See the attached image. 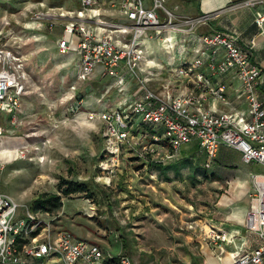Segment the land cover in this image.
<instances>
[{
	"label": "rangeland",
	"instance_id": "374dc122",
	"mask_svg": "<svg viewBox=\"0 0 264 264\" xmlns=\"http://www.w3.org/2000/svg\"><path fill=\"white\" fill-rule=\"evenodd\" d=\"M50 3L61 4V11L80 7L79 3L76 8L55 0ZM38 10L42 9L35 0H0V32H11L9 45L24 55L28 74L18 122L11 124L6 119V131L0 136V158L6 163L0 174V189L20 204L16 218L25 216L28 210L37 213L47 222L40 225L41 232L49 230L53 236L69 230L85 238L91 232L105 243L108 253L117 254L126 244L128 250L122 254H129L135 264H206L205 253L214 247L203 239L204 229L210 232V228H202L197 221L210 213L215 197L211 181L205 179H216L212 165L205 166L206 154L184 152L185 156L178 159H162L167 149L163 140L155 155L142 145L136 152L137 147L124 149L112 175L103 172L99 165L105 144L103 123L90 119L88 113L122 104L130 96L141 94L144 86L133 79L120 90L116 80L103 73H93L84 82L79 80L75 51L64 53L58 47L69 17H59L50 29V19L39 22L35 17ZM46 10L59 12L55 8ZM172 31L143 38V72L149 78L146 86L164 96L182 92L183 81L189 80L178 78L174 69L195 56L193 50L186 53L190 44L185 33L177 32L175 39L165 38V33ZM73 84L75 90L71 88ZM79 93L84 96V103L74 112V97ZM134 117L136 128L142 116ZM151 141L148 136L145 146H150ZM226 147H219L215 163L216 159L230 158L237 160L239 166H249ZM21 150L26 157H20ZM252 163L256 164L254 171H264L261 164ZM61 177L86 183L88 190L93 191L92 197L85 193L64 196L65 213H60L62 209L55 213L35 212L33 199L41 191L58 192ZM157 180L165 183L156 184ZM152 184L162 189L165 197L169 195L167 204L151 198ZM156 205L159 208L152 210ZM128 229L131 233L117 241L116 233L123 235ZM45 262L63 264L57 255Z\"/></svg>",
	"mask_w": 264,
	"mask_h": 264
},
{
	"label": "built area",
	"instance_id": "2783aa9c",
	"mask_svg": "<svg viewBox=\"0 0 264 264\" xmlns=\"http://www.w3.org/2000/svg\"><path fill=\"white\" fill-rule=\"evenodd\" d=\"M8 2V0H3ZM80 7L68 11L50 12L38 10L35 17L41 22L50 19L48 26L55 27L59 17H69L58 47L78 55V79L86 80L100 67L103 74L116 80L120 90L136 80L144 86L141 94L130 96L119 105L91 110L88 117L103 123L105 144L99 165L103 172L112 175L120 164L124 149L139 151V147L155 155L164 140L167 149L162 159L177 157L184 144L197 141L207 154L206 166H210L218 148L226 144L241 151L245 162H256L264 167V71L252 60L255 41L242 45L238 35L224 30H213L200 36L201 47L190 62L174 69L178 78H187L194 89L168 94L148 88V77L142 65L145 59L143 38L159 37L172 29L185 34L194 33L206 16L189 17L175 14L166 0H153L147 7L144 0H120V11L129 22L110 21L98 17L88 19L97 0H79ZM247 5L255 4L246 0ZM54 19V20H53ZM256 21L262 28L264 13L257 11ZM9 34L0 32V136L6 131L5 120L16 124L27 86V70L24 55L9 45ZM232 73L240 84L237 97L248 104L247 111H218L205 107L203 101L212 96L219 101H229L227 84L214 81L212 76ZM75 90L76 85L71 86ZM73 111L80 109L84 96L76 95ZM134 115H141L142 122L133 128ZM152 141L146 147L144 142ZM141 149V148H140ZM21 150L20 157H26ZM142 155V152L139 153ZM6 166L0 158V174ZM254 190L250 195V209L245 227L256 233L257 245L252 249H239L227 264H261L264 261V171L252 173ZM111 179L107 182L109 183ZM20 204L0 189V264H26L24 256L43 258L45 261L59 256L63 264H106L103 248L88 239L77 237L69 230L56 235L50 231L33 235L40 225L47 224L34 212L16 218ZM48 213V212H46ZM228 232L211 229L210 237L221 245ZM25 239L20 245L18 239ZM113 264H135L129 254L119 255Z\"/></svg>",
	"mask_w": 264,
	"mask_h": 264
},
{
	"label": "crops",
	"instance_id": "0c3cea01",
	"mask_svg": "<svg viewBox=\"0 0 264 264\" xmlns=\"http://www.w3.org/2000/svg\"><path fill=\"white\" fill-rule=\"evenodd\" d=\"M35 1L39 4L41 9L52 10L55 8L59 10L60 8H63L61 4L58 6L57 4L51 6V0ZM119 1L120 0H97V5L90 11L88 19L94 20L101 17L110 21L129 22L127 16L120 11L118 4ZM245 1L246 0H166V5L177 15L189 17L201 15L206 16V21L198 25V28L194 33L183 34L186 39L188 38V43L190 44L189 48L186 49V53H190V51L193 50L196 55L202 45L200 36L203 33L213 30L229 31L238 35L239 42L242 45H247L252 39H254L255 46L253 48L252 60L261 65L264 71V23L261 28L256 21L257 11H262L264 13V0H254L255 4L252 5H247ZM9 2L10 0H8V3ZM55 3H63L67 6H71L70 8H76V5L80 3V1L55 0ZM144 3L147 7H151L153 0H144ZM58 19H55L56 23ZM177 34L178 33L175 31L165 33V38L175 39L177 38ZM76 56L78 57L77 53ZM184 62H187V60ZM144 64L145 62H143L142 71H144ZM94 73L102 74L101 68L98 67ZM212 79L214 81L222 79L227 84L229 101H219L214 99L212 96H208L203 101V105L205 107H214L218 111H247L248 104L246 100L236 96V91L240 82L235 75L229 73L222 76H212ZM182 84L184 88L182 92L194 89V83L190 81H183ZM262 90L264 91V81L262 84ZM226 146H228L226 147L227 150L230 148L231 151L239 154L240 159L243 160L240 150L229 145ZM181 152L182 154H180ZM184 152L186 154H206L197 141L184 144L179 155L175 158L178 159V157L180 158L185 156ZM215 158L216 156L212 161V166H210L214 171L216 179H205V181H211L210 184H212L215 189V197L212 198V203L210 204V213L203 218L204 220L200 219V221L197 222L201 223L202 228L209 227L210 232L211 229H223L228 232L227 239L221 241V245H218L213 241L210 237V232L207 231V229H204L205 236L203 237V239L206 240L205 244L209 241L214 247L209 254L205 253V263L227 264L239 249H252L258 242L257 234L248 231L245 227L246 217L250 209V195L254 190V184L251 176L253 172H256L254 171L256 164L249 162V166L242 167L238 165L237 160L235 159L227 158L225 161H219L216 159L217 162L215 163ZM232 166H237V168L235 169ZM158 183L164 184L165 182L163 180L160 182L157 180L156 184ZM156 187L157 185L155 186L152 184V188L154 190H150L151 198L156 200L160 199L161 203L167 204L166 200L169 195H166L165 197V192L162 189H157ZM211 195H213V193H211ZM168 203L169 205L171 204L170 201ZM151 208L154 210L159 207L156 205V207ZM61 212L65 213L63 208L60 213ZM190 225L193 226V224ZM129 233H131L129 229L127 233L123 235L116 233V240L120 241L122 237L128 235ZM88 237H92V241L98 242L103 248L105 252L106 264L115 263V257L122 254V251L127 252L128 250L125 248L126 244H124V247L119 253H108L107 246L105 243H102L99 237L92 236L91 232H87L85 239ZM261 264H264V261Z\"/></svg>",
	"mask_w": 264,
	"mask_h": 264
},
{
	"label": "trees",
	"instance_id": "16d2710c",
	"mask_svg": "<svg viewBox=\"0 0 264 264\" xmlns=\"http://www.w3.org/2000/svg\"><path fill=\"white\" fill-rule=\"evenodd\" d=\"M58 192L54 191H41L32 201V208L35 212H48L55 213L62 209L63 207V197L69 196L74 193H85L87 197H92L93 191L88 190L86 183L66 179L61 177L58 183ZM41 230L39 227L36 231L33 232V235L38 233ZM20 245L25 241V239H18ZM117 259V257H115ZM26 264H45L43 258L34 257V256H24ZM115 259V260H116ZM45 262V263H44Z\"/></svg>",
	"mask_w": 264,
	"mask_h": 264
}]
</instances>
